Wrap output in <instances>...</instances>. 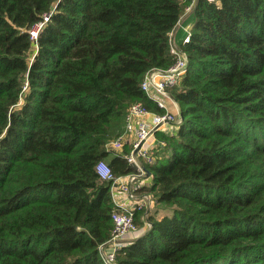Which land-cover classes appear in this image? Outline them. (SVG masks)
<instances>
[{
    "label": "trees",
    "instance_id": "obj_1",
    "mask_svg": "<svg viewBox=\"0 0 264 264\" xmlns=\"http://www.w3.org/2000/svg\"><path fill=\"white\" fill-rule=\"evenodd\" d=\"M189 2L0 0V264H106L97 163L135 170L111 141L132 103L164 111L141 83L174 62ZM193 18L168 88L182 121L145 165L155 214L116 264H264V0H197Z\"/></svg>",
    "mask_w": 264,
    "mask_h": 264
},
{
    "label": "built area",
    "instance_id": "obj_2",
    "mask_svg": "<svg viewBox=\"0 0 264 264\" xmlns=\"http://www.w3.org/2000/svg\"><path fill=\"white\" fill-rule=\"evenodd\" d=\"M196 2L197 0H190L176 26L170 31L169 47L175 58L174 62L168 68L149 71L141 83L142 90L164 111L150 110L142 102L132 103L128 108L122 132L111 141L116 149L122 148L124 144L130 147L124 158L135 170L116 175L106 160L97 163L99 175L112 182L111 193L115 204L112 213L114 222L112 236L100 246L106 264H116L118 250L141 234V228L136 222L137 214L151 210L155 205L154 197L145 190V187L152 183V174L145 165L157 161L166 144L164 138L156 136L158 132L172 135L176 124L182 121L180 112L176 114L171 111L166 99L171 96L168 94V88L178 83L188 72L185 45L191 39ZM51 14L52 11L46 13L43 19L33 26L30 30L32 37H38ZM179 27H182L183 33L180 39H177ZM147 225V228L151 226L150 220Z\"/></svg>",
    "mask_w": 264,
    "mask_h": 264
},
{
    "label": "rangeland",
    "instance_id": "obj_3",
    "mask_svg": "<svg viewBox=\"0 0 264 264\" xmlns=\"http://www.w3.org/2000/svg\"><path fill=\"white\" fill-rule=\"evenodd\" d=\"M168 94H170V91L168 90ZM177 102V101H176ZM178 103V102H177ZM179 104V103H178ZM179 112H180V106H179ZM177 125V124H176ZM160 133H163V132H158V134L156 135L158 138H162L161 136H160ZM151 185V184H150ZM155 208H156V203H155V205L152 207V209L151 210H148V211H146L145 212V210L144 211H142V212H139L138 214H137V216H136V222H137V224L139 225V227L141 228L140 229V232H143L145 229H147V227H148V225H147V223H148V220H150V219H148L149 217H150V215L151 214H155ZM157 212V211H156ZM158 212H160V210L158 211ZM163 212H165L164 210H162L161 211V213H163ZM146 213H148V215H146ZM160 213V214H161Z\"/></svg>",
    "mask_w": 264,
    "mask_h": 264
},
{
    "label": "crops",
    "instance_id": "obj_4",
    "mask_svg": "<svg viewBox=\"0 0 264 264\" xmlns=\"http://www.w3.org/2000/svg\"><path fill=\"white\" fill-rule=\"evenodd\" d=\"M183 30L182 27H179L176 33V37L177 39H180V37L182 36ZM168 107L171 111H174L176 114L179 113V104L176 102L175 99H173V97H167L166 99Z\"/></svg>",
    "mask_w": 264,
    "mask_h": 264
}]
</instances>
